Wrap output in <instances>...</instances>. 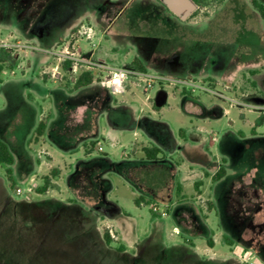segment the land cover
Masks as SVG:
<instances>
[{
	"label": "rangeland",
	"instance_id": "obj_1",
	"mask_svg": "<svg viewBox=\"0 0 264 264\" xmlns=\"http://www.w3.org/2000/svg\"><path fill=\"white\" fill-rule=\"evenodd\" d=\"M193 1L196 9L187 19L182 20L157 0H0V80H5V86L0 92V136L11 143L17 151L18 159H22L21 152L26 148L27 131L31 129L30 125H33L35 112L39 108L27 99L23 100L19 96L20 92L23 89L40 91L37 84L41 81L50 82L49 87L55 83L56 86L71 90L80 76L87 72L85 67L79 68L77 72L67 69V62L61 60L60 56L67 47L103 66L90 72L97 79V83L101 76L114 68L138 71L134 65V60L138 58L136 53L145 50L149 52L154 38H159L158 56L169 53L168 56L172 57L181 52L191 57L199 52L204 57L203 69L221 73L218 74L221 79L210 75L207 80L204 77L194 78L189 81V90L185 92H189L191 98L202 99L211 106H222L229 110V114L223 116L220 124L208 128L210 138L214 134L223 138L221 153H217V163L213 162L216 166L213 171L216 173L227 168L230 174L233 173L218 190L219 198L227 196L230 203V208L224 204L225 208L220 212V221L227 230V235L225 232L217 239L227 244L220 241L218 256H229L231 260L227 264H264V135L255 139L253 137L256 136V127L251 132L245 128L248 122L258 120L260 114L255 112L260 111L264 115V102L261 99L255 102L243 99L245 95L235 87L242 74L260 69L261 73L252 79L258 82L264 92V59L242 57L248 55L245 43L248 40L256 43L257 35L263 33L264 20L250 6L248 0ZM77 13H82L79 15L80 19L78 16H73V21L68 19ZM81 26L92 28L91 39L77 35ZM35 35L41 38L36 39ZM112 38L117 42L110 43ZM148 79L146 76L132 75L126 83L124 93H127L129 87L135 84L138 86L137 92L141 100L137 106L143 105L146 89L153 94L165 85L172 91L173 84H176L174 80L153 78V86L147 88ZM223 79L233 83H225ZM195 84H202L205 89L201 90ZM177 85L186 86L179 82ZM194 89L196 92L192 91ZM124 93L115 97L122 99ZM85 95L92 98L97 92L91 91ZM78 102L79 98H52L46 104L42 101L39 104L46 107L51 103L57 109L66 105L67 109H62L63 112L70 115L69 118H78L84 112L77 106ZM178 105L176 100L169 98L162 113L154 116L170 121L177 135L179 118H182L175 111ZM181 105L180 103V108ZM50 108L43 111V121L54 117V111ZM83 109L87 113L99 111L96 105H88ZM144 109L150 111L148 106ZM248 109L252 112L249 113ZM60 114L59 111L57 118H61ZM243 114L247 120L242 119ZM230 120L236 122V129L246 130L247 135L238 133L240 138L236 142L224 136L230 129ZM260 132L264 133V125L260 127ZM36 142L34 134L28 145L34 148ZM104 147L107 149L109 146L104 143ZM192 156L196 165L207 164L201 153ZM174 158L180 161L177 156ZM6 168L7 166L0 165V264H196L192 261L193 257L188 256V247H183V250L162 248L159 243L163 236L171 245L173 242L183 245L194 240L197 252L202 254L207 252L204 249L207 248V242L212 241L208 234L207 241L197 234L201 232L205 215L211 213L215 206L211 199L215 182L209 176L197 188L196 183L186 184L184 191L178 195L175 182H170V170L158 167L152 172H140V176L151 177L153 189L157 187L156 198H152V210L157 213L158 220L149 226L153 213L146 205L143 208L145 218L139 230L142 252H131L135 258L129 261L115 253V249L121 244L113 228L108 225L102 227V234L104 229L110 232L114 240L110 246L96 240L85 241L74 234H64L57 243L51 242L49 245L51 236L47 237L45 228L32 225L21 218L14 223L8 221L3 214V208L11 199L15 202L27 200L31 191L30 186L21 180V164L14 166L18 187L22 189L21 195L17 193L16 184L13 189L10 187ZM198 174L197 171L194 172L192 178L196 179ZM48 177L52 181L56 177L55 172L50 171ZM112 179L116 187L113 188L111 197L127 199V208L128 202L135 206L132 197L147 196L136 184L129 188L113 175ZM44 182L43 178L42 184ZM156 182L158 186L155 185ZM173 211L178 224L173 215L168 216ZM132 214L136 215L133 209ZM230 246L233 253L229 250Z\"/></svg>",
	"mask_w": 264,
	"mask_h": 264
},
{
	"label": "crops",
	"instance_id": "obj_2",
	"mask_svg": "<svg viewBox=\"0 0 264 264\" xmlns=\"http://www.w3.org/2000/svg\"><path fill=\"white\" fill-rule=\"evenodd\" d=\"M81 14L77 13L67 18H71L73 21V16L79 18ZM36 36V39L41 38V36ZM257 36L258 45L257 42H249V40L245 43L248 55L242 56L243 58L264 59V30L260 36ZM113 39L115 38L110 39L109 42L116 43V39L114 41ZM154 39L149 52L145 50L136 53L138 57L136 59H140L146 69V73L139 72L146 77L174 80L176 84H173L172 91L168 90L165 85L153 94L149 92V89H146L142 106L136 105L140 104L141 100L136 84L128 88L127 93L122 95V99H117L115 95L102 88L97 81L79 89L75 84L71 90L56 86L55 83L49 87L48 83L50 82L41 81L37 84L40 91L31 92L30 89H23L20 92L19 96L23 100L27 99L29 103L37 105L39 109L35 112L36 118L33 125H30L31 129L27 131L26 148L21 152L22 159H18L17 151L11 143L0 136L9 146L15 159L12 170L16 187L21 190L22 194L21 187H18L14 168L21 164L23 169L21 180L30 186L31 191L27 200L15 202L11 199L4 207L5 209L3 208V214L8 221L14 223L21 218L32 225L45 228L47 237L51 236L48 241L49 245L51 242L57 243L60 236L64 234H74L76 237L81 236L85 241L96 240L107 246L102 234V227L108 225L113 228L120 244L125 247L123 252L116 248L115 253L118 257L131 261L132 258H135L130 254L131 252L134 254L136 250L142 252L139 230L145 218L143 208L148 205L153 213L149 222L150 227L158 220L157 213L152 210V198H156L157 187L153 189L151 177L149 175L140 176V172L143 170L152 172L158 167L168 169L171 174L170 182H175L176 186L180 184L183 191L186 184L205 183L207 180L205 177H214L217 172H214L216 166L213 162L217 163V153H221L220 147L223 138L216 134L210 138L208 128L220 124L224 119L223 116L229 114V110L223 109L220 105L221 108L211 106L209 103L203 102L202 99L191 98L189 92L185 91L189 90L191 84L189 81L194 78L204 77L206 79L210 75L221 79L218 77V74L221 75V73L212 71V69L204 70V61L202 60L204 57L199 55V52L196 56L191 57L185 56L181 52L172 57L168 56L169 53L164 56L161 53L158 56L159 38ZM237 44L239 43L237 42ZM205 60H207V56H205ZM255 70H259V74L261 73L260 69ZM86 73L91 74L90 72ZM223 81L226 80L223 79ZM178 82L186 86H179ZM225 83L232 84L233 82L226 81ZM4 86L5 80H0V92ZM195 86L201 90L205 89L202 84H195ZM91 91H96L97 95L89 98L85 93ZM192 91L196 92L195 89ZM244 95L243 99L253 100L252 102L261 99L264 102V99L255 94ZM52 98L55 100L79 98L77 106L84 112L79 114L78 118H69L70 115L62 110L67 109L66 105L57 109L51 103L46 107L39 104L40 101L46 104ZM169 98L176 100L177 105L179 104L175 111L182 116L179 118L178 135L170 121L164 118H154L156 114L162 113ZM53 102L55 101L53 100ZM180 103L182 104L181 108ZM88 105L90 107L96 105L99 107V111L93 110L87 113L88 111L83 108ZM145 106L150 107V111H146ZM47 107L53 109L54 117L45 121V133L37 140L33 148L32 145H28V142L36 133L38 124L42 121L43 111ZM59 111L61 118H57ZM248 112L252 111L248 109ZM255 113L260 114L257 117L258 120L248 122L245 128L251 132L256 127V136L253 138L257 139L260 135H264L260 132V127L264 125V115L260 111ZM112 116H119V118H111ZM242 117L247 120L244 114ZM235 125L236 122L230 120V129L224 134L234 142L240 138L238 133L246 134L245 128L236 129ZM181 130L183 131L182 135H180ZM104 143L108 144L107 149L104 147ZM89 145L91 146L88 147ZM153 146L162 151L157 160H149L144 154L145 148ZM197 153L204 156L207 164H195L192 155ZM175 156L180 161L175 160ZM50 171H54L56 177L51 181L48 190L39 194L37 188L43 186V178L47 177ZM196 171L199 174L196 179H193L192 175ZM225 171L224 178L216 181L212 186L211 199L215 206L211 213L205 215L201 232L197 233L206 241L207 234L212 237V241L207 242V248H204L207 251L206 254L197 252L194 240H189L183 245L174 242L171 245L163 236L159 243L162 248L172 247L183 250V247H188V256H192V261L196 264H227L230 262L229 256L219 257L217 250L220 241L222 244H227L217 239L225 232L227 235V230L220 221V212L224 210V204L230 208L229 197L220 199L218 190L225 184L228 177L233 176V173L230 174L227 168ZM112 175L125 187L130 188L133 184L138 185L147 196L132 197L135 206L128 202V208L125 207L127 199L120 196L111 197V192L116 187ZM158 177H155L157 181H159ZM155 185L158 186V183ZM137 199L141 200L139 204L136 203ZM132 209L136 215L132 214ZM170 215L176 219L174 211L168 216ZM175 221L178 224L177 219ZM145 235L147 236V234ZM229 250L233 253L231 246Z\"/></svg>",
	"mask_w": 264,
	"mask_h": 264
},
{
	"label": "trees",
	"instance_id": "obj_3",
	"mask_svg": "<svg viewBox=\"0 0 264 264\" xmlns=\"http://www.w3.org/2000/svg\"><path fill=\"white\" fill-rule=\"evenodd\" d=\"M164 4L166 7L167 5L165 4V0H157ZM213 1H219L223 2L224 0H213ZM250 6L259 14V16L264 20V1L262 0H248ZM168 8V7H167ZM169 9V8H168ZM67 69H71V63L67 62ZM134 65L136 66L137 70L146 73L145 67L141 64V62L138 59L134 60ZM259 70H250L247 73L242 74L241 79L239 83L235 86L241 94H255L257 96L263 97L264 98V92L260 89L258 83L256 80H253L252 77L255 75L259 74ZM249 74V75H247ZM97 79L94 78L91 74L89 73H84L80 76V78L77 80L76 83V88L79 89L81 87L88 86L94 82H96ZM46 130V122L41 121L38 124V127L36 129V139L38 140L40 137H42L45 133ZM183 131H180V135H182ZM144 154L147 159L149 160H157L159 155L162 154V151L153 146L151 148H145L144 149ZM14 156L9 148V146L0 138V165H5L7 166L6 168V174H7V179L10 183V187L13 189L15 187V180L13 177V170L12 166L14 165ZM225 175V170L220 169L213 177L214 182L221 180ZM45 182L42 187L37 188V192L39 194L45 193L48 188L51 185V179L50 177H45L44 178ZM201 185V182L196 183V188ZM177 194L180 195L182 191V187L180 184H177ZM141 202L140 199L136 200V203L139 204ZM103 237L104 241L108 246H110L113 243V238L110 232L106 229L103 230ZM118 251L123 252L125 250V247L120 245L117 248Z\"/></svg>",
	"mask_w": 264,
	"mask_h": 264
},
{
	"label": "built area",
	"instance_id": "obj_4",
	"mask_svg": "<svg viewBox=\"0 0 264 264\" xmlns=\"http://www.w3.org/2000/svg\"><path fill=\"white\" fill-rule=\"evenodd\" d=\"M93 30L91 27L81 26L77 31L78 36H85L87 39H91V35ZM61 60L64 62L71 63V69L74 72H77L79 68L85 67L87 72H91L93 69L103 68L97 61L86 57L84 54H80L78 51L70 50L69 47L65 48L61 53ZM141 77L144 76L139 71L135 69H126V68H114L104 76L100 77L99 84L102 88L107 90L112 95H117L124 93L126 90V83L130 79L131 76ZM148 77V76H147ZM147 88H151L152 82L154 81L152 77H148ZM18 195L21 194V190H17ZM161 215L165 216V213H161ZM112 233V232H111ZM250 264H254L250 262Z\"/></svg>",
	"mask_w": 264,
	"mask_h": 264
},
{
	"label": "water",
	"instance_id": "obj_5",
	"mask_svg": "<svg viewBox=\"0 0 264 264\" xmlns=\"http://www.w3.org/2000/svg\"><path fill=\"white\" fill-rule=\"evenodd\" d=\"M167 7L182 19H187L196 9L193 0H165Z\"/></svg>",
	"mask_w": 264,
	"mask_h": 264
}]
</instances>
